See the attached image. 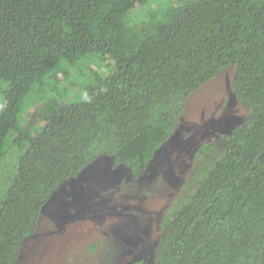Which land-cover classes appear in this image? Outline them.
<instances>
[{
	"label": "trees",
	"instance_id": "obj_1",
	"mask_svg": "<svg viewBox=\"0 0 264 264\" xmlns=\"http://www.w3.org/2000/svg\"><path fill=\"white\" fill-rule=\"evenodd\" d=\"M149 3L0 0V264L101 156L145 172L184 100L228 66L250 116L167 215L154 264H264V0H173L132 24Z\"/></svg>",
	"mask_w": 264,
	"mask_h": 264
},
{
	"label": "rangeland",
	"instance_id": "obj_2",
	"mask_svg": "<svg viewBox=\"0 0 264 264\" xmlns=\"http://www.w3.org/2000/svg\"><path fill=\"white\" fill-rule=\"evenodd\" d=\"M149 1L132 13V24L149 23V10L161 12L173 0ZM235 74L234 66L222 69L184 100L175 133L139 177L101 156L64 182L14 264H131L155 249L167 215L196 190L200 173L225 154L231 130L250 116L233 92Z\"/></svg>",
	"mask_w": 264,
	"mask_h": 264
},
{
	"label": "flooded vegetation",
	"instance_id": "obj_3",
	"mask_svg": "<svg viewBox=\"0 0 264 264\" xmlns=\"http://www.w3.org/2000/svg\"><path fill=\"white\" fill-rule=\"evenodd\" d=\"M153 250L155 251V249L153 248H151L149 251H143L144 256L138 259H134L132 263H134L135 261H142L145 264H154L155 252ZM149 254L151 255L148 256Z\"/></svg>",
	"mask_w": 264,
	"mask_h": 264
}]
</instances>
